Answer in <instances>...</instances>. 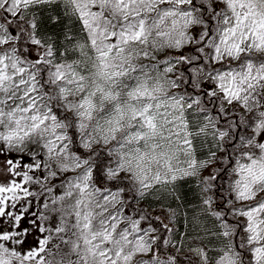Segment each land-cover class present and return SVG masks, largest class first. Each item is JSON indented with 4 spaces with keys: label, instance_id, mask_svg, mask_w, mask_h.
Here are the masks:
<instances>
[{
    "label": "snow or ice",
    "instance_id": "1",
    "mask_svg": "<svg viewBox=\"0 0 264 264\" xmlns=\"http://www.w3.org/2000/svg\"><path fill=\"white\" fill-rule=\"evenodd\" d=\"M0 264H264V0H0Z\"/></svg>",
    "mask_w": 264,
    "mask_h": 264
}]
</instances>
